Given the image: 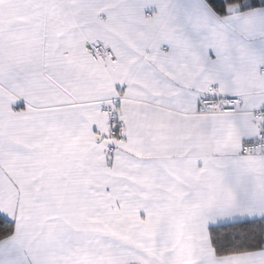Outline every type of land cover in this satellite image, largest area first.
<instances>
[{"label":"snow or ice","instance_id":"obj_1","mask_svg":"<svg viewBox=\"0 0 264 264\" xmlns=\"http://www.w3.org/2000/svg\"><path fill=\"white\" fill-rule=\"evenodd\" d=\"M0 264H264V0H0Z\"/></svg>","mask_w":264,"mask_h":264}]
</instances>
